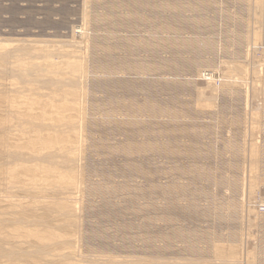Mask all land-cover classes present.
I'll return each instance as SVG.
<instances>
[{
    "label": "rangeland",
    "instance_id": "374dc122",
    "mask_svg": "<svg viewBox=\"0 0 264 264\" xmlns=\"http://www.w3.org/2000/svg\"><path fill=\"white\" fill-rule=\"evenodd\" d=\"M262 187L264 0H0V264H264Z\"/></svg>",
    "mask_w": 264,
    "mask_h": 264
},
{
    "label": "built area",
    "instance_id": "2783aa9c",
    "mask_svg": "<svg viewBox=\"0 0 264 264\" xmlns=\"http://www.w3.org/2000/svg\"><path fill=\"white\" fill-rule=\"evenodd\" d=\"M257 209L259 213L264 214V188L261 190L259 199L257 201Z\"/></svg>",
    "mask_w": 264,
    "mask_h": 264
},
{
    "label": "bare ground",
    "instance_id": "6f19581e",
    "mask_svg": "<svg viewBox=\"0 0 264 264\" xmlns=\"http://www.w3.org/2000/svg\"><path fill=\"white\" fill-rule=\"evenodd\" d=\"M3 55V54H2ZM214 77V76H213ZM212 79V78H211ZM214 79V78H213ZM257 186H258V183H254L253 185H252V187H253V189H255V188H257ZM263 188V187H262Z\"/></svg>",
    "mask_w": 264,
    "mask_h": 264
}]
</instances>
